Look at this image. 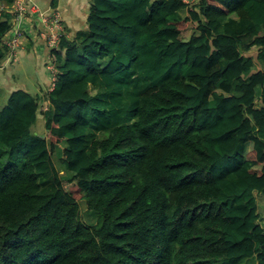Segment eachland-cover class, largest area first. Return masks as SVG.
I'll return each instance as SVG.
<instances>
[{
	"label": "trees",
	"instance_id": "1",
	"mask_svg": "<svg viewBox=\"0 0 264 264\" xmlns=\"http://www.w3.org/2000/svg\"><path fill=\"white\" fill-rule=\"evenodd\" d=\"M184 7L90 0L87 31L60 41L47 108L8 95L0 264H264V0Z\"/></svg>",
	"mask_w": 264,
	"mask_h": 264
},
{
	"label": "crops",
	"instance_id": "2",
	"mask_svg": "<svg viewBox=\"0 0 264 264\" xmlns=\"http://www.w3.org/2000/svg\"><path fill=\"white\" fill-rule=\"evenodd\" d=\"M36 2L40 11L33 17L34 23L38 28V32L25 35L22 40V49L18 52L16 61H5L0 64V102L2 107L8 95L16 89H29L31 93L40 97V100L46 104V90L50 91V75L45 68V60L47 58L48 49L45 38L41 35L44 29L42 15L45 11H50L52 8L59 10L61 13L68 38H72L77 31H87L86 19L90 7V0H33ZM181 16H186L188 11L184 8L180 11ZM10 20V19H9ZM28 29L29 25H24ZM258 65L254 67L261 68ZM32 71L35 75V83L32 82L29 86L26 83L28 77L27 70ZM47 108V105H46ZM39 119V118H38ZM37 119V120H38ZM41 123L44 125V119L41 117ZM45 128V127H44ZM41 134V133H40ZM42 135V134H41ZM251 144V145H250ZM250 145V146H249ZM248 148L252 146V142H248Z\"/></svg>",
	"mask_w": 264,
	"mask_h": 264
},
{
	"label": "built area",
	"instance_id": "3",
	"mask_svg": "<svg viewBox=\"0 0 264 264\" xmlns=\"http://www.w3.org/2000/svg\"><path fill=\"white\" fill-rule=\"evenodd\" d=\"M185 9L189 12L198 8L200 0H181ZM39 5L33 0H13L9 4L0 3V18L10 16V29L1 39L2 45L7 49L5 61L11 62L18 58V52L22 49V40L26 34H40L33 17L40 11ZM44 29L41 35L46 40L48 49L45 60V68L50 75V90L54 87L58 75L57 51L60 41L67 36L66 26L59 10L52 8L50 11L41 13ZM24 25H29L28 29ZM3 59V60H4ZM47 105V102H46Z\"/></svg>",
	"mask_w": 264,
	"mask_h": 264
},
{
	"label": "rangeland",
	"instance_id": "4",
	"mask_svg": "<svg viewBox=\"0 0 264 264\" xmlns=\"http://www.w3.org/2000/svg\"><path fill=\"white\" fill-rule=\"evenodd\" d=\"M194 32H195V27H194V25H192V26H190L187 29V31H185L183 33V35H184V37L187 38L190 34H193ZM255 65H256L255 67H257L258 64L255 63ZM26 70H27L26 76L28 77V80H26V83L29 86V84H31L32 82L35 83V75H34V73L32 71H29L28 69H26ZM27 90L30 91L29 89H27ZM89 91H90V93H95L96 89L94 87L92 88L91 85H90L89 86ZM40 104H41L43 110H45L46 109V104H44L41 100H40ZM0 106H1V102H0ZM32 129L38 134H40V133L42 135L46 134V130L44 128V125H43V123H41V116L36 121V123L33 125ZM59 155H60V149L59 150L57 149L52 154V158H53L55 167L60 173L62 172L61 175L63 177H67V176L70 175V173L67 172L66 170H64L63 164H61V161L59 160ZM255 197H256V201H257L258 211L260 213V218L258 219V223L262 224V226L264 227V197H263L262 194H259L257 192H255ZM79 208H80V212H81V215H82V219L85 222H87V223H95V216L90 214V212L87 210V206H86L85 201L82 200V201L79 202Z\"/></svg>",
	"mask_w": 264,
	"mask_h": 264
}]
</instances>
